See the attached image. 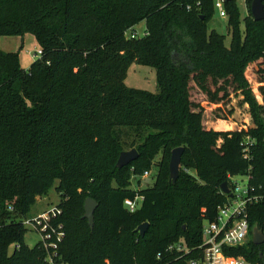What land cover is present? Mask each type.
<instances>
[{
    "label": "trees",
    "instance_id": "trees-1",
    "mask_svg": "<svg viewBox=\"0 0 264 264\" xmlns=\"http://www.w3.org/2000/svg\"><path fill=\"white\" fill-rule=\"evenodd\" d=\"M214 1L0 0V36L32 34L41 51L24 69L17 52L0 49V264H50L49 256L55 264H188L197 252L166 249L200 244L203 224L227 200L221 185L230 186L229 176L247 177L250 192L264 195L263 106L245 75L249 64L264 65V19L252 17V0L244 18L236 0L226 1V45L209 29ZM141 22L147 34L131 37ZM133 63L155 70L156 92L125 84ZM191 83L210 102L226 98L228 87L242 90L253 126L204 128ZM176 147L195 174L179 169L173 183ZM128 149L138 157L117 167ZM152 164L153 186L131 188ZM56 180L60 213L47 231L63 236L30 247L24 221ZM138 195L141 206L128 211L124 201ZM87 197L97 202L92 226L83 218ZM248 218L264 233V198ZM144 222L141 237L135 229ZM50 242L56 247L44 246ZM224 252L264 264V243Z\"/></svg>",
    "mask_w": 264,
    "mask_h": 264
},
{
    "label": "rangeland",
    "instance_id": "rangeland-1",
    "mask_svg": "<svg viewBox=\"0 0 264 264\" xmlns=\"http://www.w3.org/2000/svg\"><path fill=\"white\" fill-rule=\"evenodd\" d=\"M227 1V0H226ZM225 1V2H226ZM238 8L240 11L241 18L248 15L245 1L236 0ZM215 12L212 20L209 22V29H214L220 34L225 36V44L229 45L231 35L228 30L227 19L228 14L226 12V17L222 18L218 16ZM145 23L141 22L136 25L135 33L136 37H142L147 34L145 30ZM0 49L4 51H12L18 53L19 63L22 68L28 69L30 64L38 58V55L34 53L39 50L36 40L32 34H26L25 36H0ZM264 65L261 60L255 61L248 65L246 68L245 75L249 82V88L251 89L256 100L263 106L260 114L261 119L264 121ZM128 87L145 89L151 92L157 91V84L155 80V70L149 66H143L139 64H131L127 71L126 78L124 80ZM219 85H223L222 81L218 82ZM228 94L226 98L217 100L216 102H210L208 97L202 93L198 88L194 86L193 83L190 84L191 100L200 105L203 112V126L204 128L215 129V130H234V129H248L253 126L250 106L246 101L243 91L240 89H233L232 87L227 88ZM222 142L221 138H218L216 144ZM130 150V149H128ZM159 161L157 156L154 160ZM180 170L184 172H189L195 174L194 170L183 166L180 163ZM148 175L142 174L140 177V182L134 180L137 176L132 177L131 188L135 190L144 189L153 186L158 168L156 164H152ZM145 177H144V176ZM139 177V176H138ZM232 182L237 183L240 186L247 185V177L236 176L233 178ZM58 181L56 180L49 188L48 194L40 196L37 198V202L32 207L30 212V217L38 215L42 212L48 211L51 207L58 205L60 201V196L56 192V186ZM222 192V191H221ZM27 233L24 236V241L30 247H33L36 243L41 240V235L38 230H33L31 227L27 226ZM14 246V245H13ZM13 246L10 247L9 251L13 250Z\"/></svg>",
    "mask_w": 264,
    "mask_h": 264
},
{
    "label": "built area",
    "instance_id": "built-area-1",
    "mask_svg": "<svg viewBox=\"0 0 264 264\" xmlns=\"http://www.w3.org/2000/svg\"><path fill=\"white\" fill-rule=\"evenodd\" d=\"M225 1L226 0L214 1L216 12L218 16L222 18L226 17ZM188 8L190 7L188 6ZM131 37H136V33L133 32ZM34 55L40 56V49L37 50ZM148 172L149 171H145L144 175H148ZM234 177L236 176H229V193L222 192L227 196V200L223 204L217 206L215 219L203 224L200 244L193 250H190L180 241L173 242L167 247V252L178 251L184 252L185 255L197 252L193 258L189 259L188 264H252L243 257L225 254L224 249L235 248L251 241L252 233L248 220V208L254 203L262 201L264 195L253 194L250 192L247 185L240 186L232 182ZM142 200L143 197L139 195L133 200L126 199L124 201V207L128 211L134 212L141 206ZM59 213V208L53 206L46 212L26 219L24 224L35 231L38 230L37 232L40 233L41 240L44 242L45 239L51 237L52 233H55L56 238L60 240L63 236L62 232H55L54 229H52L51 232L47 231L49 227L48 221L51 217ZM44 246H53L55 248L56 244L50 242L45 243ZM156 257L157 259H162V254L158 253ZM48 261L50 264H55L51 256L48 257Z\"/></svg>",
    "mask_w": 264,
    "mask_h": 264
},
{
    "label": "water",
    "instance_id": "water-1",
    "mask_svg": "<svg viewBox=\"0 0 264 264\" xmlns=\"http://www.w3.org/2000/svg\"><path fill=\"white\" fill-rule=\"evenodd\" d=\"M230 1V0H227ZM250 12L254 20H262L264 19V3L263 0H252L250 4ZM184 152L183 147H176L171 151L170 159H169V179L171 182H175L179 175V167L182 159V154ZM138 157V153L135 149H130L126 151H122L118 157L116 166L121 168L130 164ZM221 191L223 193H229V187L227 182H223L221 185ZM97 207V202L91 198L87 197L84 201V215L83 218L87 219L90 226L94 223V211ZM149 226L148 222H144L140 224L135 231L141 237H144L146 230ZM251 241L255 245H260L264 243V233L261 229L257 227V225H253L251 227Z\"/></svg>",
    "mask_w": 264,
    "mask_h": 264
},
{
    "label": "crops",
    "instance_id": "crops-1",
    "mask_svg": "<svg viewBox=\"0 0 264 264\" xmlns=\"http://www.w3.org/2000/svg\"><path fill=\"white\" fill-rule=\"evenodd\" d=\"M60 198V197H59ZM60 202V201H59ZM57 206V205H56Z\"/></svg>",
    "mask_w": 264,
    "mask_h": 264
}]
</instances>
